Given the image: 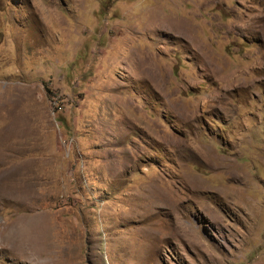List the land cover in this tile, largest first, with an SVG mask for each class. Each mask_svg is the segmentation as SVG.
Returning <instances> with one entry per match:
<instances>
[{
    "label": "rangeland",
    "instance_id": "374dc122",
    "mask_svg": "<svg viewBox=\"0 0 264 264\" xmlns=\"http://www.w3.org/2000/svg\"><path fill=\"white\" fill-rule=\"evenodd\" d=\"M0 264H264V0H0Z\"/></svg>",
    "mask_w": 264,
    "mask_h": 264
}]
</instances>
